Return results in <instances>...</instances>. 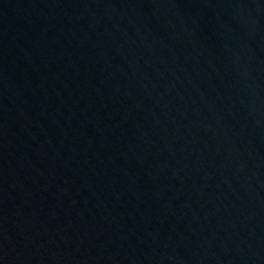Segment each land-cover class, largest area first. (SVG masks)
Listing matches in <instances>:
<instances>
[{"label":"water","instance_id":"1","mask_svg":"<svg viewBox=\"0 0 264 264\" xmlns=\"http://www.w3.org/2000/svg\"><path fill=\"white\" fill-rule=\"evenodd\" d=\"M0 264H264V0H0Z\"/></svg>","mask_w":264,"mask_h":264}]
</instances>
